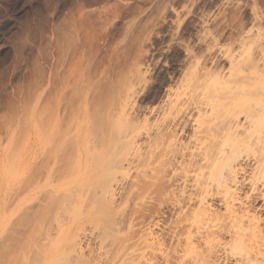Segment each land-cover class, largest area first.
I'll use <instances>...</instances> for the list:
<instances>
[{
	"label": "rangeland",
	"instance_id": "1",
	"mask_svg": "<svg viewBox=\"0 0 264 264\" xmlns=\"http://www.w3.org/2000/svg\"><path fill=\"white\" fill-rule=\"evenodd\" d=\"M261 98L264 0H0V264L190 262L173 231L195 208L188 163L210 121L219 147L243 142L228 152L237 197L264 228ZM91 110L119 127L116 145ZM104 177L112 196L92 186ZM227 241L210 264H258Z\"/></svg>",
	"mask_w": 264,
	"mask_h": 264
},
{
	"label": "bare ground",
	"instance_id": "2",
	"mask_svg": "<svg viewBox=\"0 0 264 264\" xmlns=\"http://www.w3.org/2000/svg\"><path fill=\"white\" fill-rule=\"evenodd\" d=\"M112 100L114 101V98ZM240 101H242L239 102L240 105L247 106V109H245L244 111L245 113L244 119L248 123L250 122L251 119L250 117L253 116L256 110L254 109L251 110L250 107L252 106V104H249V100L244 99ZM87 102L89 103L90 101ZM91 103L92 102H90V104ZM253 103L254 105L259 106L260 109H263L264 106L263 98H261L260 101H254ZM99 105L102 106L103 103L101 102L99 103ZM111 105L110 106L106 105L109 106L106 108L108 109L111 108ZM49 108L52 109V107ZM79 109L80 108H78V110ZM95 111L96 110H94V112L92 111L93 112L92 114L91 113L89 114V115H93L97 113L95 114V116H93V118H90V119H95V121H92V123L96 122L97 125V122H99V125H103L107 127L106 128L107 130L104 129V135H105L104 142H106L104 144L105 145L107 144L109 147L116 145V143H118L117 140L118 138L115 139L116 137L115 134L118 132L119 127H115L113 124L114 122L111 119L106 118L109 116L107 111H106L107 114L106 113L105 114L108 116L103 115L104 113L101 114L102 112L98 113L97 111L96 112ZM79 112L81 111L79 110ZM24 114L25 115L27 114L28 116V111ZM45 114L47 117V112ZM110 115H112V113ZM233 116H235V114H233L231 110L230 116L226 120H223L221 122V124L224 125L223 129L225 130L231 129L233 126H235L236 121L232 118ZM235 117H237V115ZM79 119L77 120L79 121ZM43 121L47 122V119L44 118ZM256 124H258L257 129H259L260 132H262L263 129H260L259 126L264 127V118L259 119ZM46 125H43L45 126V129H46ZM239 125L242 124L237 120L236 126L238 127ZM40 126H42L41 123ZM93 126L95 127V125ZM200 126H201V130L204 129V134L202 135V137L201 135H199V139H198L199 148L201 147L202 153L199 156V160L194 162V164H192V161L188 163L189 167L187 174V176L189 175V173L191 174L190 179L191 181H193L194 186L196 188L195 196L193 198L192 197L189 198L190 200L195 201L194 203L195 208L188 210L187 213H183V219L181 221V229H176L173 231V237H175L174 248L175 249H178L179 247H182L184 249L189 248L195 254V256L190 262L184 264H210L209 261L213 257H216L217 249L215 247L220 245L221 239L227 236L228 237L227 244H229L230 246H233L234 248L249 247L250 250L253 251L252 253L250 252L246 253L247 255L246 258L248 259L247 261L249 262L255 261L258 264L260 262H263L264 264V228L260 226L258 217L255 214L251 213L250 207L243 205L242 202L237 197L236 190L240 185V182L238 181V177H239L238 175L242 173L244 169L238 166L239 164L236 162L237 157H234L232 155L229 156L228 154V152L231 150L235 151L233 148L237 145L243 144V142L228 137L227 139L228 149L219 147V141L223 140L224 142V137H225V135H222L223 137H220L218 135L220 126L211 121L206 122L204 124L201 123L198 126V128H200ZM48 128H50V126H48ZM99 128L100 130H102V128L98 126V129ZM46 130L45 132H48V137L50 138L51 136L49 134L50 130L49 129L47 131ZM101 135L104 136L103 133H101ZM227 135H229V133H227ZM241 139L245 142V139L243 138ZM57 147L58 146H56V148ZM254 160L256 161L255 164L257 167L260 168L264 166L263 165L264 147L259 149V159L254 158ZM95 167L96 170L97 169L99 170V166L96 165ZM204 171L207 172L204 173ZM7 174L11 178L16 177L15 176L16 173L15 174L7 173ZM262 176H264V172ZM106 178L107 177H104V179L101 178L100 180L95 178L96 180L95 179H94L95 181L91 180L92 181L91 183L92 186L105 187L104 189L105 193L112 196L114 193L112 190V185L110 183H108L109 185H106L107 184L105 181ZM80 183L82 184V181H80ZM214 197H218L220 202H222V205L224 206V210H225L224 213H219L217 212L216 208H214V204L211 202ZM202 246H203V251L198 250V247H202ZM83 255L84 254L82 253L80 254L78 253L76 257L77 260L78 261L82 260L84 258ZM83 262L79 261L78 263L83 264ZM86 262L87 261L85 260V263ZM89 263L90 262H88V264Z\"/></svg>",
	"mask_w": 264,
	"mask_h": 264
}]
</instances>
